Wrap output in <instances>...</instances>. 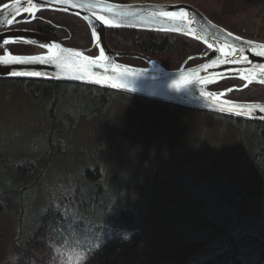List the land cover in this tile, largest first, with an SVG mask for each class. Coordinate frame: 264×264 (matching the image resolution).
Masks as SVG:
<instances>
[{
  "label": "trees",
  "instance_id": "trees-1",
  "mask_svg": "<svg viewBox=\"0 0 264 264\" xmlns=\"http://www.w3.org/2000/svg\"><path fill=\"white\" fill-rule=\"evenodd\" d=\"M6 1L0 0V4ZM231 1L232 7L238 5L239 8L264 2ZM46 14L52 17L45 18ZM207 15L233 30L218 15ZM22 17L28 18L29 15ZM16 26L45 31L75 47L89 48L93 43L88 23L68 12L41 10L34 19ZM107 39L115 49L146 53L168 68L179 67L190 55L207 51L203 42L169 31L111 27L107 30ZM193 44L197 47L194 53ZM17 47L21 50H15ZM10 48L18 53H30L35 49L23 43L11 44ZM118 59L133 64L137 61L145 63L137 57ZM202 59L192 58L188 64ZM0 81L19 83L30 96L34 91H43L47 98L54 99L56 110L60 107L59 112H54L49 118L46 116L49 132L47 148L41 157L6 154L0 158V264H122L126 255L142 241L140 232L132 228L142 211L138 205L122 202V195L117 192L97 193L98 182L105 183L109 173L102 161L89 163L84 168L82 175L92 181V187L83 189L78 179L72 177L66 185L57 180L51 187L45 185L40 194L38 189L50 155L62 148L61 136L99 113L102 107L110 106L113 99L124 92L53 79ZM237 81L236 78H226L210 87L221 91ZM258 93L264 95V84L252 83L244 89H233L227 95L233 99L257 100ZM83 95H86V100L81 99ZM92 101L101 106L86 111ZM72 106L76 109L67 108ZM210 113L232 122L240 130L236 161L227 174L222 173L223 177L216 176L215 172L202 177L195 208V217L202 228L188 239L186 248L191 251L181 264H264V120ZM245 129L252 132L247 138L250 145L241 149L240 141ZM39 160L43 164L41 171ZM136 191L138 193L139 189ZM99 198H105V201L101 203ZM11 208L19 214L20 227L6 248L5 231L1 230V225ZM97 213L99 216L96 217ZM126 235L130 238L126 239ZM64 243H69L65 254H78L75 259L65 255L61 258L60 247L63 248Z\"/></svg>",
  "mask_w": 264,
  "mask_h": 264
},
{
  "label": "rangeland",
  "instance_id": "rangeland-1",
  "mask_svg": "<svg viewBox=\"0 0 264 264\" xmlns=\"http://www.w3.org/2000/svg\"><path fill=\"white\" fill-rule=\"evenodd\" d=\"M117 1L189 2L207 14L218 15L238 33L264 41V2L239 8L232 7L231 0ZM192 47L194 53L197 47ZM233 86L247 87L239 81ZM258 94V99L264 100V95ZM81 99L86 100V95ZM53 101L43 91H34L30 96L19 83L0 81V158L6 154L41 157L49 132L46 116L49 118L60 109L56 110ZM100 106L92 101L85 109ZM219 117L208 111L119 94L110 106L102 107L99 113L61 136L62 148L50 155L43 168L46 173L38 194L45 185L51 187L57 180L66 185L72 177L78 179L81 188L92 187V181L82 175L84 168L102 161L109 173L105 183L98 182L97 193L117 192L122 195V202L138 205L142 211L132 227L140 232L142 241L122 264H181L191 251L186 248L188 239L202 228L195 217L202 177L211 172L223 177L222 173L227 174L236 161L240 130ZM251 133L249 129L243 130L241 149L250 145L247 138ZM41 162L39 171L43 167ZM99 201L102 203L105 198ZM19 227V214L11 208L1 225L6 248ZM68 244L60 247L61 258L67 256ZM77 255L69 253L67 257L75 259Z\"/></svg>",
  "mask_w": 264,
  "mask_h": 264
},
{
  "label": "water",
  "instance_id": "water-1",
  "mask_svg": "<svg viewBox=\"0 0 264 264\" xmlns=\"http://www.w3.org/2000/svg\"><path fill=\"white\" fill-rule=\"evenodd\" d=\"M33 3L36 0H32ZM4 5H8L7 8ZM31 8L25 12L24 8ZM187 9V20L169 21L160 16L163 11H179ZM41 10H58L72 13L83 18L89 25L93 37V43L89 48L75 47L65 44L60 38L45 31L16 26L25 20H32ZM29 15L23 18L22 15ZM98 15H104L112 23L105 25L97 20ZM22 17V18H21ZM9 21H11L9 23ZM111 27L139 28L153 31H169L180 33L203 42L207 51L204 54L190 55L179 67L168 68L159 59L146 53L135 50H119L113 48L107 39V30ZM228 33L232 35L229 36ZM236 37H240L237 40ZM3 40H8L7 45ZM253 42L249 44L248 42ZM23 43L32 45L35 49L30 53L13 52L11 44ZM59 45L51 49V45ZM264 44V41L244 36L226 26L211 19L203 10L189 2H157V1H117V0H68L61 3L59 0H39V4L33 7L29 0H8L0 4V56L3 55H40L46 56L54 51L60 58V62L68 65L85 63L83 57L87 56L97 60L101 49L107 59L98 61L99 65L93 66L92 71L98 77H106L97 83L94 79L70 78V73L62 71L52 64H15L0 65V79H53L60 81L80 82L109 89L118 90L132 95L181 105L202 111L215 112L248 120H264V113L259 107L250 115H235L227 109L233 102L235 104H252L264 107V100H243L230 98L227 93L229 87L221 91L210 86L226 78H236L243 86L252 83L264 84V74L259 69L264 66V56L257 55L261 49L256 45ZM45 45V47H41ZM236 49L235 59L241 63H232L228 60ZM95 51L91 53V50ZM82 55L77 57L74 53ZM137 57L144 59L146 65H138L122 61L119 57ZM195 57L204 58L199 62L188 64ZM247 58L246 60L244 58ZM216 61L215 64L212 62ZM228 61V62H226ZM14 70H38L46 73V77H20L12 76L8 69ZM249 69L254 71L249 72ZM247 76L251 82L241 79L240 75ZM181 82L180 89L173 85ZM113 84H121L123 87H113ZM246 87V86H245Z\"/></svg>",
  "mask_w": 264,
  "mask_h": 264
},
{
  "label": "snow or ice",
  "instance_id": "snow-or-ice-1",
  "mask_svg": "<svg viewBox=\"0 0 264 264\" xmlns=\"http://www.w3.org/2000/svg\"><path fill=\"white\" fill-rule=\"evenodd\" d=\"M61 3H68V0H59ZM29 3L32 4L33 7H36L39 4V0H36L35 3L32 2V0H29ZM5 8L8 7V5H4ZM25 12H30L31 8L25 7L24 8ZM189 12L187 9H180L179 11H163L160 13V16L167 18L169 21H185L189 17ZM97 20L102 22L105 25H111V21L107 19L104 15H98ZM11 21H9L10 23ZM229 36H231V33H228ZM237 40H240V37H236ZM4 45H7L9 43L8 40H3L2 41ZM249 44H252L253 42L249 41ZM41 47H45V45H41ZM59 45H51V49L58 48ZM255 47L261 49L257 55L264 56V44H259L256 45ZM235 52L236 49L233 48V54L229 56L228 60L231 61L232 63H241L242 61H238L235 59ZM75 56L80 57L82 54L79 52L74 53ZM107 59L104 55L103 49L100 51V55L97 60H93L87 56L83 57V61L85 63H81L79 65L73 64V65H68V64H63L60 62L59 56L54 52L51 51V54L46 55V56H40V55H3L0 56V65H15V64H21V65H27V64H34V63H39V64H52L55 67L60 68L62 71H65L67 73H70V78L74 79H84L85 77L89 79H94L95 82L99 83L101 80H106V77H98L96 73L92 71L93 66H102L98 64V61H103ZM245 60L247 59L246 57L244 58ZM228 62V61H226ZM213 64L216 63V61L212 62ZM254 71L252 69H249V72ZM260 73L264 74V66H261L259 69ZM8 73L12 76H20V77H36V78H41V77H46V73H42L41 71L38 70H14L9 68ZM241 79L247 80L249 83L251 80L248 79L247 76L240 75ZM264 82V81H262ZM182 86L181 82H177L173 85L174 88L177 90L180 89ZM247 86V85H245ZM113 87H123L121 84H113ZM228 91H231L229 89ZM231 104V107L224 109L222 108V111H228L231 114L235 115H250L253 113L255 108L260 109L261 113H264V107H260L259 105H252V104H235L233 102H226Z\"/></svg>",
  "mask_w": 264,
  "mask_h": 264
},
{
  "label": "clouds",
  "instance_id": "clouds-1",
  "mask_svg": "<svg viewBox=\"0 0 264 264\" xmlns=\"http://www.w3.org/2000/svg\"><path fill=\"white\" fill-rule=\"evenodd\" d=\"M125 238L128 239V238H130V237L126 235Z\"/></svg>",
  "mask_w": 264,
  "mask_h": 264
}]
</instances>
